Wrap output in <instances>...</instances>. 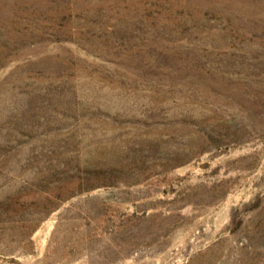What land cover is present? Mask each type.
Returning a JSON list of instances; mask_svg holds the SVG:
<instances>
[{
    "label": "rangeland",
    "instance_id": "rangeland-1",
    "mask_svg": "<svg viewBox=\"0 0 264 264\" xmlns=\"http://www.w3.org/2000/svg\"><path fill=\"white\" fill-rule=\"evenodd\" d=\"M0 264H264V0H0Z\"/></svg>",
    "mask_w": 264,
    "mask_h": 264
}]
</instances>
